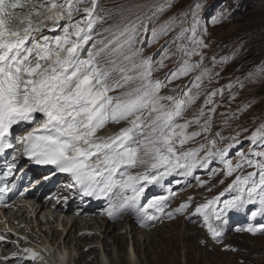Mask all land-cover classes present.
<instances>
[{
  "label": "snow or ice",
  "instance_id": "obj_1",
  "mask_svg": "<svg viewBox=\"0 0 264 264\" xmlns=\"http://www.w3.org/2000/svg\"><path fill=\"white\" fill-rule=\"evenodd\" d=\"M167 7L171 4H162L156 11L163 12ZM119 11L127 22L104 28L109 36L96 40L87 57L82 58L83 46L93 40L95 28L113 16V10L104 7L103 0H0V156L12 151L0 172V181H4L0 186V204L5 203L4 194L11 190L6 181L13 176L22 155L35 164L54 165L58 171L69 174L82 195L107 198L106 212L110 218L127 211L147 225L160 218L148 209L164 214L175 193L169 190L167 195L154 196L142 206L146 189L162 184L174 173L188 176L218 160L226 178L239 174L219 195L195 208L194 215L203 217L212 238L221 237L231 213L264 216V124L246 137L250 146L247 152L241 148L236 153L235 163L229 153L241 143L239 134L222 148L217 147L215 139L196 148L184 147L197 136L211 132L217 107L214 97L218 93L223 96V88L208 92L198 113L185 119V112L201 95L205 79L211 83L219 76L202 67V49L208 45L203 38L207 30L200 28L199 5L191 14L190 25L181 27L176 37L186 41L178 46L185 59L164 79H154L153 73L164 67L167 56L162 57L158 68L151 56L143 54V47H136L140 32L148 30L143 16L128 19L123 14L131 13V9L121 6ZM49 12L52 15H47ZM150 19L155 20L156 14ZM45 20L52 22L51 27ZM175 23L173 17L153 28V40L166 35ZM46 29H60V34L42 35ZM102 54L112 59L101 63ZM195 56L200 59L193 61ZM211 59L215 65V57ZM227 59L221 57L219 63ZM197 70L191 87L181 94H161L173 80ZM117 74L119 78L114 79ZM207 105L212 107L207 109L205 118ZM37 114L43 115L42 122H37ZM121 121H126L127 126L117 133L97 135L107 124ZM30 124L36 127L14 137L17 127ZM193 125L198 130L189 131ZM245 167L253 171L244 174ZM219 171L212 169L210 174L217 175ZM190 203L191 197L166 215L171 218L182 213ZM237 230L253 235L264 233V223L248 224ZM4 239L0 235V241ZM45 251L24 248L22 257L15 253L13 257L20 264H51L44 259Z\"/></svg>",
  "mask_w": 264,
  "mask_h": 264
},
{
  "label": "rangeland",
  "instance_id": "obj_2",
  "mask_svg": "<svg viewBox=\"0 0 264 264\" xmlns=\"http://www.w3.org/2000/svg\"><path fill=\"white\" fill-rule=\"evenodd\" d=\"M239 0H103V6L113 10V16L106 23L100 24L92 33L93 42L109 36V33L103 32L110 24L126 23L122 20L119 8L131 9V13H124L128 19H134L136 15L143 16V22L147 25V31H141L136 47H143V54L151 56L153 61L159 68V62L162 57L167 56L163 60L164 67L159 68L153 73L154 79H164L167 74L176 69L181 61L185 59L178 46L186 43L185 40L176 39L181 27H188L192 21V12L199 5L198 15L200 18L201 31L206 29L204 33V42L208 45L202 49L204 54V62L202 67L212 69L214 73H219L218 77H214L211 83L207 79L204 81V86L201 88V95L185 112V119H191L194 114L198 113L199 108L204 105L205 96L213 89L223 88V96L219 93L214 97L217 104L216 111L212 115L211 132L197 136L193 141H190L184 147L196 148L200 144H205L206 141L215 139L217 147H224L232 143V137L239 134L241 143L232 149L229 153L233 163L238 159L236 153L241 148L247 152L250 142L246 139L251 133L256 130L261 124H264V79H256L259 74L264 72V64L256 59L255 53H250L251 48L246 46L245 42L248 37H251L257 30H264V0H249L251 7L250 13L239 16L235 11V4ZM162 4H171V7L165 8L163 12L157 13L156 9ZM138 6V7H137ZM254 7V9H253ZM156 14V19L151 20L153 14ZM184 13L186 15H181ZM176 18V23L172 30L166 35L160 36L153 40L151 30L170 18ZM79 18V16H77ZM219 20L218 23L214 20ZM184 21V23H181ZM62 23V21H61ZM64 23V21H63ZM100 33V35H97ZM252 41V40H251ZM102 45H98L101 47ZM258 46L262 48L260 56L264 55V35L259 40ZM212 57H215L217 63L213 65ZM221 57L228 59L224 63H219ZM112 57L107 54H102L101 63H106ZM199 56L192 57V60H199ZM247 60L246 62H244ZM198 71L190 73L188 76H183L177 80H173L168 86L162 89V95H179L191 87L193 77L198 74ZM248 76V77H246ZM117 74L114 79H118ZM240 82V83H237ZM260 82V83H259ZM229 84L233 87H227ZM242 84V86H241ZM122 89H117V92ZM195 91V89H193ZM116 94V93H114ZM235 97L234 99L232 97ZM212 105L205 107V118H207V109ZM183 122V121H180ZM198 130V126L193 125L189 131ZM219 133L220 136H215ZM221 137L224 139L221 140ZM210 146V145H208ZM204 153L201 152L202 156ZM212 169L220 170L217 175H211ZM243 173L253 171V169L245 167ZM197 174L196 179L185 192L181 193L178 199L174 202V206L179 207L191 197L189 209L191 218L194 219L193 224H186L181 221H176L170 226L157 227L152 235L160 232L177 233L178 240L176 244L171 241L162 247L163 255L158 257L155 254L146 253L141 250L138 253L130 254V246L125 247V261L127 264H264V233L251 234L246 231L235 233L228 228L230 225V216L228 224L223 226V233L219 239H213L209 234L207 227L204 224L203 217L195 214V208L198 204L211 200L219 195L229 183L235 178L225 177L223 166L218 160L210 162L207 168H197L192 172L193 178ZM223 180L224 183H220ZM201 181L205 183L201 185ZM228 194H226L227 196ZM224 199V198H222ZM204 200V201H203ZM258 207V205H257ZM247 213V212H246ZM244 219V225L251 224L254 217L249 213ZM257 217V216H256ZM238 217L236 220H240ZM259 221L264 223V216H260ZM185 225V226H184ZM101 227V226H100ZM161 228V229H160ZM174 232V233H173ZM113 234L111 229L109 236ZM171 235V236H172ZM140 236V235H139ZM101 236L94 238L96 241L86 243L99 245L98 240ZM99 241V242H98ZM128 241V240H127ZM143 241V240H142ZM142 241H140L142 243ZM87 242V241H86ZM109 243V253L103 254L104 258H96V251L89 253V258L83 260L82 251L85 243L78 241L81 248L82 259L80 264H122L117 249L118 245L111 242V237L107 238ZM82 245V246H81ZM96 245V246H97ZM76 245H74L75 247ZM227 246V247H226ZM143 247V244H142ZM172 247V248H171ZM170 250H167V249ZM159 247H156V252ZM76 253L79 251H71ZM87 252H85L86 254ZM132 253V252H131ZM131 255L130 259L129 256ZM95 256V259H94ZM84 261V262H83ZM106 262V263H105Z\"/></svg>",
  "mask_w": 264,
  "mask_h": 264
},
{
  "label": "bare ground",
  "instance_id": "obj_3",
  "mask_svg": "<svg viewBox=\"0 0 264 264\" xmlns=\"http://www.w3.org/2000/svg\"><path fill=\"white\" fill-rule=\"evenodd\" d=\"M53 10H56V9H53ZM111 229L113 230V234L111 233V236H109L108 233L110 232ZM123 229L125 230L124 232H123ZM127 230H128V227L127 225H124V224L109 226V227L103 228L102 231L101 230L97 231V229L96 230L92 229L96 237L101 236V238H99L98 240H100L99 244L101 245L104 253L106 251L107 253H109L108 251L109 243H107L108 237H111L112 243H116L118 245L117 247V249L119 250L118 257L122 264H127V261H125V257H124L125 256L124 251H125V247L127 246V244L130 245V248H129L130 254H132L131 253L132 251L134 254V253H138L141 250H143L146 253V256L148 255L147 253H152V254H155L156 257H158L159 255H163V252L161 250H162V247L167 243V241H171L173 244H176V241L178 240V235L177 233H174V232H173L174 233L173 235L171 233L169 234V233H163V232H160L156 235H152L153 234L151 233L152 231L151 232L139 231L135 233H132V232L128 233ZM140 241H142V243ZM77 243L78 241L76 242V245L78 246ZM142 244H143V247H142ZM95 247L97 248L96 245L94 246L90 245L87 253L82 254V256L84 257L83 260H87L89 258L88 254L94 252ZM156 247H159L157 252H156ZM167 250H170V249H167ZM64 258H65V255L61 257V262L58 264H64Z\"/></svg>",
  "mask_w": 264,
  "mask_h": 264
},
{
  "label": "trees",
  "instance_id": "obj_4",
  "mask_svg": "<svg viewBox=\"0 0 264 264\" xmlns=\"http://www.w3.org/2000/svg\"><path fill=\"white\" fill-rule=\"evenodd\" d=\"M251 7H252V5H250L249 0H239L234 6L235 11L239 16H244V15L250 13V11L252 10ZM253 9H254V7H253ZM263 35H264V30H257L256 29V32L254 34H252L251 37H248L247 41L245 42L246 46H249V48H251L250 53H255V51L257 52L255 55L256 59L251 58V60L261 62L262 64H264V55L260 56V54H261L260 52H263V51H262V48H260L258 46V42L263 37ZM246 61L247 60H245L244 62H246ZM246 77H248V76H246ZM256 79H260V81H261V79H264V72L262 74H259V76Z\"/></svg>",
  "mask_w": 264,
  "mask_h": 264
}]
</instances>
